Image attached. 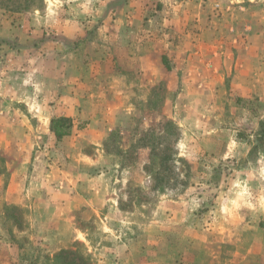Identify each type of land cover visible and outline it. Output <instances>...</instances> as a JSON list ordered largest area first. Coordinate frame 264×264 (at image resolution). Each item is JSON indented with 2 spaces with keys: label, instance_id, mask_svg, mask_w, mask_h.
Listing matches in <instances>:
<instances>
[{
  "label": "rangeland",
  "instance_id": "374dc122",
  "mask_svg": "<svg viewBox=\"0 0 264 264\" xmlns=\"http://www.w3.org/2000/svg\"><path fill=\"white\" fill-rule=\"evenodd\" d=\"M3 29L41 56L0 85V264H264V0H0Z\"/></svg>",
  "mask_w": 264,
  "mask_h": 264
},
{
  "label": "crops",
  "instance_id": "0c3cea01",
  "mask_svg": "<svg viewBox=\"0 0 264 264\" xmlns=\"http://www.w3.org/2000/svg\"><path fill=\"white\" fill-rule=\"evenodd\" d=\"M74 25L71 23L70 30ZM68 26H66L67 30ZM82 30L78 28V32L80 34ZM31 32V31H30ZM85 33V32H84ZM35 33V31L30 34L26 35V39L29 38V41H24L23 43H16L14 46L12 45H5L3 44V39L6 40H13L17 35L22 36L18 33H12V31H8L3 29V32L0 33L2 37H0V85H2L3 89L2 92L4 95V99H18L21 98L18 95H24V80L27 77L25 73V69H28L31 65L35 64L40 60L41 56V46L40 42H37L35 38L39 35ZM78 34V33H77ZM37 35V36H36ZM68 38L70 37V31L68 32ZM72 36V35H71ZM20 40V39H19ZM16 41V39H15ZM14 41V42H15ZM22 42V41H20ZM31 52V54H29ZM48 57V56H47ZM30 63V64H29ZM16 70V72L14 71ZM31 77H29L30 81L27 83L30 85V91L32 93V100H33V109L37 103V98L39 97L40 91V84H41V69L40 66H32L31 68ZM7 94V95H6ZM30 98V99H31ZM1 99V98H0ZM38 108H40L38 106ZM62 115L65 113H61ZM56 116V115H55ZM66 116V115H64ZM54 117V114L50 111L49 116L46 118L44 129L46 128L49 130L50 120Z\"/></svg>",
  "mask_w": 264,
  "mask_h": 264
},
{
  "label": "trees",
  "instance_id": "16d2710c",
  "mask_svg": "<svg viewBox=\"0 0 264 264\" xmlns=\"http://www.w3.org/2000/svg\"><path fill=\"white\" fill-rule=\"evenodd\" d=\"M28 7H29V3H24V4H20V5L18 3V5L15 8L18 9V8H28ZM71 127H72L71 118L68 116L59 115V116H54L51 118L49 130L55 136V139L57 141H60L64 136H67L70 134ZM170 158H171L170 154L165 157V159L167 161ZM164 166L167 167L166 164H164ZM145 167H147V166H145ZM65 251L66 250H61L55 256L60 257L61 253L65 252ZM88 262H89L88 257H85V259L83 257H80V263L81 264H87Z\"/></svg>",
  "mask_w": 264,
  "mask_h": 264
}]
</instances>
